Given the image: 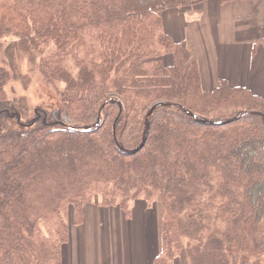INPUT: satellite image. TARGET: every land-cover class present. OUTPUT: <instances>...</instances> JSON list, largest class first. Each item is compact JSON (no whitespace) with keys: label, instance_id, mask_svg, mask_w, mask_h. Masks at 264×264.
Listing matches in <instances>:
<instances>
[{"label":"trees","instance_id":"1","mask_svg":"<svg viewBox=\"0 0 264 264\" xmlns=\"http://www.w3.org/2000/svg\"><path fill=\"white\" fill-rule=\"evenodd\" d=\"M203 1L0 0V264H64L90 206L155 202L153 264H264V97L225 78L205 90L161 18ZM24 56L58 124L22 125L7 84L28 80Z\"/></svg>","mask_w":264,"mask_h":264},{"label":"crops","instance_id":"2","mask_svg":"<svg viewBox=\"0 0 264 264\" xmlns=\"http://www.w3.org/2000/svg\"><path fill=\"white\" fill-rule=\"evenodd\" d=\"M261 1L264 4V0ZM239 2L242 1L223 4L220 0H206L197 5L195 7L197 11L198 9L208 11L210 17H213L211 19L212 22H215V18L218 17V15L215 16L216 13H220L221 11L225 13L219 18L220 22L223 23V31L214 28L209 30L206 22H203L202 24H198L202 27L199 33L204 40L210 36L215 38L216 35H219L220 41L222 38H227L228 45H230L223 44V49H219L217 52L214 51L218 54L213 57L212 62L220 65V69L224 70L221 73L219 69L218 74H214V84L218 83L219 77H224L233 85H243L251 87V89L254 87L255 92L264 95V37L258 40V47L253 44V41L256 42V40L252 39V33L253 30H256L257 23L255 22V27L253 28L251 18L253 17V20H255L256 16H259L256 21L264 24V13H261L264 7L257 8L256 2L252 0H247L245 3ZM257 11H260V13L253 16V13ZM241 14L249 16L245 21L246 28L244 29L237 28L240 23L239 17ZM187 24L190 25V22ZM166 27L167 31L171 34H174L177 30L168 21ZM260 28L264 30L263 27ZM187 33L188 31L186 30ZM228 36L231 37V41L228 40ZM256 48L257 51L254 53ZM209 56L210 51L207 50H204L200 56L203 68ZM255 86H262L263 88H256ZM142 205H145V203ZM142 205L135 204L134 207H131L130 210L133 212L131 216H128L120 206H90L87 210L84 224L79 227H71L69 241L63 249L64 264L68 261L71 264H97V259H103L106 262L105 264H116L111 262V258L116 257H121L125 260L133 259V264H153V252L158 245V239L161 237L160 221L158 215L153 214V208L143 207ZM115 214L120 215L119 219L123 220L124 227L127 229V253H123L122 249L117 247V244L121 241L120 236H115L114 245L113 241H109L111 234L107 224L118 220V216ZM99 218L104 223V227L102 228L103 257L97 258L101 256L96 255L97 239L101 235V229L96 226ZM109 250L113 253L110 254Z\"/></svg>","mask_w":264,"mask_h":264},{"label":"rangeland","instance_id":"3","mask_svg":"<svg viewBox=\"0 0 264 264\" xmlns=\"http://www.w3.org/2000/svg\"><path fill=\"white\" fill-rule=\"evenodd\" d=\"M238 1H242L239 3L247 2V0H238ZM252 1L256 2L257 8L264 7V4L261 0H252ZM260 3L262 4V6ZM196 6L197 5L185 6V7H174V8L166 9L161 12V16H162L161 18L163 20V24L165 26L164 28L166 29V31H167V27H166L167 21L171 22V24L176 27L177 30L175 33L173 32L174 34H171L169 31L167 32L170 33L176 41L182 44V48L185 52V55H186V58L188 59L189 64H191L193 61H197L199 68H200V72H201L203 88L205 90L210 91L215 86H217L218 83L221 82V80L224 79V77H219V78L217 77L218 83L214 84V80H213L214 74L217 73L218 70L221 68L220 65L212 62L213 57L218 54V53H215L214 51L217 52L219 49H223L224 47L223 44L228 45L229 42L227 41V38H222V40L220 41L219 35H216L215 38L210 36V37H206L205 40L202 39L199 33V30L202 27L201 25L199 26L198 24H202L203 22H206L207 28H209V30H212V28H214V29H221V31H223V23L220 22L219 18L222 17L223 14L225 13H223V11H221L220 13H216L215 16L218 15V17L215 18V22H212L211 19L213 17H210V15L208 14V11H205V10L202 11L200 9H198L197 11L195 9ZM257 13H260V11L253 13V16H256ZM261 13L263 14L264 10H262ZM248 18H249L248 15L241 14L239 17L240 23L237 28L239 29L246 28L245 21ZM251 18L253 22V26H252L253 28L255 27L254 25L255 22L257 23L256 28H255L256 30H253V33H252V39L256 40V42L253 41V44H255L258 47L259 46L258 40L264 37V30L260 28V27L264 28V24L256 21L259 18V16H256L255 20H253V17ZM188 22H190V25L187 24ZM168 28L170 29V27ZM186 30L188 31L187 34H186ZM228 40L229 41L232 40L230 36H228ZM204 50L210 51V56L206 59V62L203 68V64H202L200 56L203 54ZM256 51H257V48L254 50V53H256ZM162 58L164 62L168 65L173 63L172 53L165 54ZM18 62L21 67L20 73L22 75H28V80L25 81L21 77L10 80L9 83L7 84V93L10 98H13L14 96L17 97V99L24 98L25 103L29 107L28 110L24 112V115L21 114L22 111L20 109L17 110L18 113L20 114L21 120H23L21 122L22 125L24 126V124L26 125V124L32 123L34 122V120L37 122L38 116H43V115H45V120L47 124H51V125L58 124L60 122V120L58 119L59 118L58 112L60 110V98L57 92L51 86L45 83L43 77L41 76V74L38 73V71L36 72V70L30 67L29 61L25 56L20 57ZM220 72L222 73L224 72V70L220 69ZM234 86H243V85H234ZM255 87L263 88L262 86H255ZM249 88L254 93L264 97L263 94L255 92L254 87L253 89H251V87ZM113 99L118 100L119 98H113ZM119 102L121 104V107L123 108L124 106H123L122 101H119ZM142 204L143 203H141V205ZM93 206H99V205L93 204ZM142 206L153 208V214L158 215V218L160 221V230H161L162 216H163L162 215V204L160 202H155L151 206H149L147 203ZM131 207H134V205H131L130 208ZM126 213L128 216H131L130 212L126 211ZM115 215L118 216V220L111 221L110 223L107 224L109 232L111 234V236H109V241L111 242L113 241V245H114L115 236L116 235H118V237L120 236L121 241L117 244V247L121 248L123 253H127L128 251V242H127V233H126L127 229H125L124 227L123 220L119 219L120 215L119 214H115ZM96 226L101 229V235L97 239V246H96V255H101L97 257V258H100V257H103L102 228L104 227V223L101 218L97 220ZM160 235H162V233ZM158 240H159L158 245L153 252V260H155L154 259L156 258L155 256L158 255L162 250V236ZM112 253L113 252H110V254ZM111 262H114L116 264H133V259L125 260L121 257L120 258L116 257V258H111ZM96 263L105 264L106 262H104L103 259L101 260L97 259ZM180 263H181L180 258H177L173 264H180ZM65 264H71V262L68 261Z\"/></svg>","mask_w":264,"mask_h":264},{"label":"water","instance_id":"4","mask_svg":"<svg viewBox=\"0 0 264 264\" xmlns=\"http://www.w3.org/2000/svg\"><path fill=\"white\" fill-rule=\"evenodd\" d=\"M110 103H119V104H120V102H119L117 99H112V100L110 101ZM120 105H121V104H120ZM159 105H161V103L155 104V105L149 110V112H148V114H147L146 130H148V128H149V123H150V122H149V119H150V117L152 116L154 110H155ZM186 112L189 113L190 115H193V113L190 112V111H188V110H186ZM200 121L205 122V120H200ZM100 122H101V120L99 119V121H98V123H97L96 125L98 126V125L100 124ZM143 145H144V142L142 143L141 146H143Z\"/></svg>","mask_w":264,"mask_h":264}]
</instances>
